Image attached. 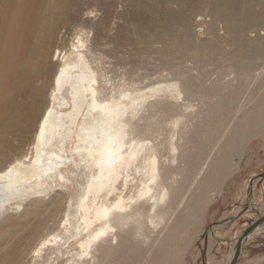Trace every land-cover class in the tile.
I'll list each match as a JSON object with an SVG mask.
<instances>
[{
	"label": "bare ground",
	"instance_id": "1",
	"mask_svg": "<svg viewBox=\"0 0 264 264\" xmlns=\"http://www.w3.org/2000/svg\"><path fill=\"white\" fill-rule=\"evenodd\" d=\"M117 1L69 38L78 0H0V264H183L264 127V58L244 59L264 50V0H119L157 29L139 41L105 37ZM135 53L154 61L135 71Z\"/></svg>",
	"mask_w": 264,
	"mask_h": 264
},
{
	"label": "rangeland",
	"instance_id": "2",
	"mask_svg": "<svg viewBox=\"0 0 264 264\" xmlns=\"http://www.w3.org/2000/svg\"><path fill=\"white\" fill-rule=\"evenodd\" d=\"M104 1L105 0H78L76 6H70L69 10L63 14L64 22L60 28V33H66V36H68L67 34L71 33V29H75L78 24L84 21L85 16L87 15H90L92 18V24L88 23V25L93 26L94 22L100 17V7ZM115 7L116 17H113L110 22L111 25L114 21V26L113 28H111L112 31H107L108 35H106L105 37H127L131 40L139 41L137 35L141 32L148 34L157 33L156 28L147 25L148 18H146V14L142 12V7L140 8V11L137 12V10L135 11V8L132 6H130V8H126L124 3L122 4V2H120L119 0L116 2ZM92 9L98 10L94 11L92 14L88 13V10ZM118 32H122L123 36ZM68 37L70 38V36ZM153 44L156 43H152V45ZM203 48H205L206 52L208 53L209 46H204ZM221 51L222 54L219 55V57L229 56L227 60H223L218 64V67L225 68L233 61L237 54L235 55L233 53H230V51L223 48ZM254 55H256L258 58H264V50L260 52L256 50L255 53L247 55L244 59H247L250 56ZM145 56L149 58V60L151 61L150 63L145 64ZM153 57V54H149L147 56L146 53H135L137 63L128 64L127 66H133L135 71L136 69H138L139 72H143L151 66V63L154 61ZM187 64H190V62H187ZM121 67L122 65L118 64L117 73L121 71ZM165 73L167 72H162V74ZM244 101L245 100L242 99V103H244ZM248 126L249 124L247 125V127ZM247 135L249 136V139H245V143L248 144V146L246 145L247 147L242 150L243 152L241 154V157H239L238 155L234 157L235 160L239 161V169H237L234 173H232L225 179V182L222 186L223 189L221 188L220 192L216 195L213 204L210 205L206 209V211L205 207L203 208L201 217H204L206 215L205 224L200 225V223H195L193 226H191L190 232L197 229L201 231L198 233L190 247L187 249L183 264H224L225 256L227 253L226 248H223V245L221 243L219 245L213 241L218 237L213 235L211 229L221 224V226L217 228L216 233L220 237H224L229 241H227V243L222 242L224 245L229 247V245H231V242L235 240V237L239 236L243 232L245 227L250 223V221L255 217L257 211L264 209V179H262L261 181L258 180L257 183L253 186L254 188H252L251 190L248 187L246 189V192L245 189L243 191L245 182L247 180L250 181L253 174L257 175L253 177L254 179L259 178V174L264 172V127H261L258 131L252 132ZM245 200L247 201V203H245ZM250 201L257 203L258 208L257 205H255V210H253L252 208L254 206L250 205ZM245 205L247 206L246 209H244ZM248 207L250 208L249 211H247ZM243 213L245 214L242 215ZM246 213L250 214L246 215ZM44 219H46V221L49 220L46 211L45 213L38 212L37 214L33 215V217H30L29 221L38 222V220ZM230 221H232L233 223L230 224ZM29 226L30 225L23 227L22 230H19L17 232V234H22L23 231H25ZM241 252L242 253L240 254V257L238 259L239 261H237L238 264H264L263 229L256 233L253 237L248 239V242L246 241V243H244V248Z\"/></svg>",
	"mask_w": 264,
	"mask_h": 264
},
{
	"label": "water",
	"instance_id": "3",
	"mask_svg": "<svg viewBox=\"0 0 264 264\" xmlns=\"http://www.w3.org/2000/svg\"><path fill=\"white\" fill-rule=\"evenodd\" d=\"M260 175L264 176V172H262ZM254 208L255 207H253L252 209L255 210ZM263 223H264V214H262V215L257 214V218L255 219V221L250 226L245 228L243 230V232L241 233V235L237 238V240L233 246L232 257H231L228 264H236V261L240 257L242 247H243V243L245 242V239L251 234V232H253L257 228V226H259Z\"/></svg>",
	"mask_w": 264,
	"mask_h": 264
},
{
	"label": "crops",
	"instance_id": "4",
	"mask_svg": "<svg viewBox=\"0 0 264 264\" xmlns=\"http://www.w3.org/2000/svg\"><path fill=\"white\" fill-rule=\"evenodd\" d=\"M255 193V192H254ZM254 199H255V194H254ZM245 203H247V201L245 200ZM247 208V206L245 205V208L244 209H246ZM243 211H245V210H243ZM222 238H224V237H222ZM215 243H217V244H219L220 245V243L223 245V248H226V252L229 250V247H227L226 245H224L222 242L223 241H225V238L224 239H222L221 241L218 239H214L213 240ZM243 248H244V246H243ZM212 252H215V251H212ZM218 253V252H217ZM242 253V252H241ZM221 257V256H220ZM213 261V260H212ZM239 261V260H238ZM237 264H238V262H237Z\"/></svg>",
	"mask_w": 264,
	"mask_h": 264
}]
</instances>
